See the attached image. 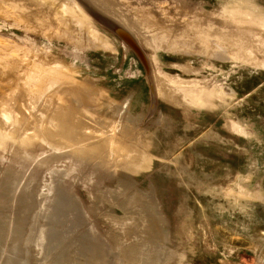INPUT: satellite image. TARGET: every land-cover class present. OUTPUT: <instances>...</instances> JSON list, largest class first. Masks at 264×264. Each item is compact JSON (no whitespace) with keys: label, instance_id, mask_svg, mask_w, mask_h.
Returning <instances> with one entry per match:
<instances>
[{"label":"rangeland","instance_id":"obj_1","mask_svg":"<svg viewBox=\"0 0 264 264\" xmlns=\"http://www.w3.org/2000/svg\"><path fill=\"white\" fill-rule=\"evenodd\" d=\"M47 263L264 264V0H0V264Z\"/></svg>","mask_w":264,"mask_h":264},{"label":"water","instance_id":"obj_2","mask_svg":"<svg viewBox=\"0 0 264 264\" xmlns=\"http://www.w3.org/2000/svg\"><path fill=\"white\" fill-rule=\"evenodd\" d=\"M85 8L91 14H93L99 21L104 23L108 28H110L114 33H116L124 41V43L127 44L128 47L133 49L138 55V57H140V59H142V61L146 63L147 59L145 57L144 52L142 51V49L140 48L136 40H134V38L125 29H123L121 26L116 24L114 21H112L108 17L104 16L102 13L96 11L94 8L90 6L88 7L86 5H85ZM147 69L148 71H150V66L147 67ZM153 95H154V92H153Z\"/></svg>","mask_w":264,"mask_h":264},{"label":"bare ground","instance_id":"obj_3","mask_svg":"<svg viewBox=\"0 0 264 264\" xmlns=\"http://www.w3.org/2000/svg\"><path fill=\"white\" fill-rule=\"evenodd\" d=\"M95 6V5H94ZM98 8V7H97ZM96 10H98V9H96ZM104 15V14H103ZM109 15V14H108ZM110 16V15H109ZM112 17H114V16H112ZM112 19H115L119 24V26H122V25H120L121 23L114 17V18H112ZM114 21V20H113ZM123 27V26H122ZM123 29H124V27H123ZM130 34V33H129ZM132 36V35H131ZM133 37V36H132ZM134 38V37H133ZM134 40H136V39H134ZM137 42V41H136ZM138 43V42H137ZM139 45V44H138ZM140 46V45H139ZM141 48V47H140ZM146 57V56H145ZM132 227V226H131ZM135 229V228H134ZM120 230V229H119ZM141 235V234H140ZM132 237V236H131ZM130 237V238H131ZM127 240V239H126ZM66 246V245H65ZM48 259V258H47ZM47 264H49V263H47Z\"/></svg>","mask_w":264,"mask_h":264}]
</instances>
